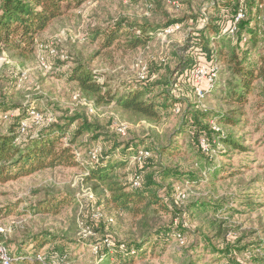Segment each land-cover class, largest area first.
Instances as JSON below:
<instances>
[{"label": "rangeland", "instance_id": "374dc122", "mask_svg": "<svg viewBox=\"0 0 264 264\" xmlns=\"http://www.w3.org/2000/svg\"><path fill=\"white\" fill-rule=\"evenodd\" d=\"M135 1L88 0L50 23L38 36L37 44L48 48H35L33 54L25 57L0 51V103L16 107L2 115L7 119H4L0 133L5 134L14 128L15 119L24 111H35L42 117L40 122L34 124L29 118L32 126L28 133L31 134L50 123L62 124L66 117L72 116L80 117L94 127V132L77 138L74 136L77 123L68 128L63 142L71 141L72 153L79 155L77 166L37 171L0 184V229L3 230L0 237L7 249H12L15 241L43 237L57 243L66 242L68 257L64 264H119L118 258L113 255L100 259V248L112 241L138 243L146 233L145 228H150L149 231L168 228L172 222L182 226V235L161 241L152 238L146 244L151 247L149 244L154 243L151 251L149 249L150 252L147 251L141 260L133 264H212L210 258L213 255L205 250L207 244L215 250L234 247L238 251L243 248L252 251L251 246L264 245L262 101L253 93L244 106L227 102L223 90L227 87V74L220 63L219 87L211 89V94L205 96L203 103L197 101L192 83L185 76L186 70L176 80L172 78L178 57L182 61L190 59L189 54L181 53L177 48L184 45L188 33L198 35L207 21L212 22L217 17L219 8L216 4L220 0H183L177 7L167 0H151L155 6L152 12L149 4ZM258 5L262 16L264 11L260 6L264 5V0ZM115 20L147 24L156 34L146 46L133 51L116 48L115 45L103 48L100 31L109 30ZM173 23H179L180 31L159 36V30ZM84 37L88 39L85 41ZM226 37L231 40L232 36ZM214 45L211 44V47ZM62 56L66 59L61 60ZM139 63L145 64L148 69L146 86L152 88L151 97L157 103L168 96L167 88L172 82V94L183 100L178 113L167 109L155 121L142 120L112 105L96 106L69 80V72L78 65H84L100 82H104L107 89L116 93L121 85L138 81ZM192 105L214 117L238 114L233 119H239V124L223 123L219 127L225 133H232L246 148L243 156L237 154L233 158L248 166L239 168L243 171L241 174L214 185L202 180L204 173L200 162L203 160L198 157L190 135L181 131L184 129L182 115L190 111L188 107ZM121 125L125 127L124 134L118 132ZM210 125L213 131L218 130L214 123ZM26 135L27 131L19 135L17 142H21ZM129 143H137L138 150L144 149L151 156L142 164H134L130 159L123 167L116 168L114 174L122 182L130 184V188L133 180L138 179L141 186L143 178L149 175L161 185V189H156L161 202L157 205L145 202L143 207L150 208L144 216L135 217L110 208L105 204V193L95 191L93 184L86 180V172L91 170V151L100 148V159L102 153H111L112 156L114 146H118L116 159L127 153ZM168 144L177 149L159 158L156 149ZM233 160L232 168L235 166ZM164 169L182 175H196L200 183L188 185L186 182L180 183L181 180L177 183L172 178L165 179L159 176ZM254 179L263 182L257 184ZM174 182L175 185L171 186ZM165 188L170 192L164 193ZM57 198L65 201L58 214L40 212V204ZM196 202L220 204L224 209L212 215L208 211L193 210L191 205ZM249 202L261 203L263 207L248 211L243 203ZM162 205H166L167 210ZM7 206H12L13 212L2 214ZM87 229L89 234L86 233ZM152 232L147 231V237H144L148 238ZM110 245L112 247L113 244ZM48 248L50 245H45L38 254L41 255ZM235 256L241 264H264V252L261 251L237 252Z\"/></svg>", "mask_w": 264, "mask_h": 264}, {"label": "trees", "instance_id": "16d2710c", "mask_svg": "<svg viewBox=\"0 0 264 264\" xmlns=\"http://www.w3.org/2000/svg\"><path fill=\"white\" fill-rule=\"evenodd\" d=\"M87 1L0 0V51L10 52L18 57L33 54L38 36L45 31L50 23ZM261 1L220 0L216 4L219 8L217 17L212 19V22L209 21L210 23L207 21L203 25L202 31L198 32V35L188 33L184 45L182 44V47L177 48V51L189 54L190 59L182 61L181 57H178L179 60L172 78L176 80L185 70L187 72L193 68L198 62L199 56L204 57L207 61L213 60L220 63L225 69L227 87L225 86L226 88L223 90L227 102H235L241 107L246 105L249 95L256 93V97L264 105V27H262L260 12L257 9ZM137 3L149 4L151 12L155 8L151 0H137ZM238 13L243 14V18L236 23V31L230 38L231 41L222 34V31L227 28V25ZM174 24L179 25V23L171 25ZM100 32L103 35V48H110L115 45L116 48L128 51L146 46L156 34V32H151L147 24L121 20L112 21L109 30ZM234 38L235 41H233ZM87 39V37H84L85 41ZM211 44L215 45L211 47ZM69 80L74 82L79 91L96 106L112 105L123 113L149 122L157 120L162 111L167 109L174 111V108L177 107L179 112V108L182 107L183 103L182 99H177L172 94L171 81L169 87H166L168 96L157 103L151 97L152 88L146 86L147 80L136 81L131 85H121L114 93L107 89L104 82H100L97 76L91 74L84 65L74 67L69 72ZM211 92L208 93L211 94ZM15 108L14 105L0 103V129L4 122L2 115ZM188 108H191L190 111L184 112L182 115L184 129H181V131L190 135L192 144L196 147L195 151L199 155L198 157L203 160L200 162L204 173L202 180L214 185L217 182L229 180L241 174L243 171L239 168H247L248 166L243 165L238 159L233 160V158L237 154L243 156L242 154H245L246 148L242 145V141L236 139L232 133H225L219 127L223 123L225 125L239 124V119H233L238 114L233 117H226L227 115L214 117L198 110L195 105ZM29 118V113L22 112L15 119L14 128H10V131L5 134L0 133V184L29 176L37 171L77 166L78 163L72 153L71 141L66 144L63 142L68 128L74 122L77 123L74 132L76 138L94 132V127L86 123L84 119L72 116L66 117L62 124L61 122L50 123L36 133L31 134L29 132V134L28 130L34 124H31ZM23 123L27 124L25 130L27 135L21 142H17L20 135L19 128ZM212 123L218 130L213 131L211 129L210 124ZM201 142L207 145L206 150L200 147ZM138 147L137 143H129L126 146L125 152L127 153L119 155V158L116 159L114 157L118 146H114L112 156L111 153H102L97 165L88 171V177L86 178L87 181L93 184L95 191L101 190L100 192L105 193V204L107 206L135 217L146 215L145 213H147L150 206L143 207L145 202L157 205L162 200L159 193L156 192V189H161V185L154 181L155 177L152 175L143 178L140 188L133 189L130 188V184L122 182L120 177L114 174L116 168L123 167L136 154ZM174 149L177 148L171 144L159 147L156 149L157 156L159 158L165 157L173 153ZM179 151L180 149L177 150V152ZM211 152L214 154L212 155ZM231 154L233 155L232 158H230ZM232 160L235 163L234 168H232ZM159 176H164L165 179L172 178L176 182L178 181L177 183L181 180L180 183L186 182L188 185L200 183L199 177L196 175H182L172 170L164 169ZM253 181L257 184L263 182L259 179ZM176 182L170 185L174 186ZM262 184L264 186V183ZM165 190L164 193L170 192V190L168 192V188H165ZM64 203V200L53 199L51 202L40 204L39 208L42 209L40 212L58 214ZM243 204L248 208V211H256L263 207L261 203L249 202ZM11 208L12 206L5 207L2 214L12 213L13 209ZM162 208L167 210L166 205H162ZM191 208L196 211H208L212 215L219 214L224 209L220 207V204H202L199 202L191 205ZM145 229L144 232L146 233L142 235V239L138 243L112 241V247L104 245L100 248L98 256L103 260L113 255L118 258L119 264H133L141 260L149 249L151 251L154 243L149 244L152 245L151 247H147L146 244L153 240L152 238L155 241H161L182 235V226L175 222L170 223L168 228L151 229L153 232L148 238H145L147 237L145 235L148 234L147 231L150 232L151 230L149 231L150 228ZM1 239L2 237H0V244L4 246L5 244ZM262 244L251 246L252 251L264 252V245ZM45 245H50V248L46 249L41 255L38 254L39 250ZM66 246L65 241L57 243L50 239L36 237L28 241L13 242V248L10 250L6 246L3 248L10 259V264H56L63 257L67 259ZM205 246L206 252L213 255L210 258L212 264H219L222 261L225 264H241L235 259L236 253L252 252L248 248H243L242 251H238L234 247L215 250L209 244ZM254 261H260V259H254ZM0 264H2L1 260Z\"/></svg>", "mask_w": 264, "mask_h": 264}, {"label": "built area", "instance_id": "2783aa9c", "mask_svg": "<svg viewBox=\"0 0 264 264\" xmlns=\"http://www.w3.org/2000/svg\"><path fill=\"white\" fill-rule=\"evenodd\" d=\"M169 4L173 5V6H178L183 0H167ZM261 9L264 11V5L260 6ZM243 18V14L238 13L233 20L229 23V25L227 26L226 29H224L222 31L223 35L226 36H233L235 31H236V23L241 20ZM261 23H262V27H264V12L261 16ZM178 31H180V26L178 24H174V25H170L168 27H166L165 29H163L162 31H160L161 33L159 34V36L164 37V36H169L172 35L174 33H177ZM78 40V39H77ZM79 41H82V39H80ZM36 49H46L48 48V46H43L41 44H37L35 46ZM66 57L62 56L61 60H65ZM198 62L193 66V68H191L189 71H187L185 73V76L188 77L189 81L192 83L193 86V93L197 99V101L199 103H203L205 96L208 92H210L211 89L215 88L217 86V81L219 78V70H220V66L218 64V62H214V61H207L204 57H198ZM137 80L138 81H144L147 78V73H148V69L146 67V65L144 64H138L137 65ZM174 113H178V108L175 107L174 108ZM29 115L32 119L33 123H38L41 121V115L35 111H31L29 112ZM3 119H7V116H4ZM27 128L26 124H22L19 128V134L23 135L25 133V130ZM124 129L125 127L123 125H121L118 128V132L121 134H124ZM203 142L200 143V146L202 149H207V145H205ZM100 151L101 149H95L93 151H91L89 153L90 155V164H91V169L94 168V166L97 165L98 161L100 160ZM150 153L144 149H140L137 150L136 154L132 156L131 158V162L134 164H142L144 163L146 160H148L150 158ZM73 157L74 159L79 162V155L74 152L73 153ZM86 174L88 175V172H86ZM140 187V182L138 179H135L132 181L131 183V188L133 189H138ZM90 199H92V195H90ZM0 232H3L2 229H0ZM87 234H89V231L87 229ZM107 243L105 244L106 247H111L108 246ZM97 248V247H96ZM98 249V248H97ZM96 250V249H95ZM0 260L2 262V264H10V259L8 258L5 249L2 247V245L0 244ZM65 261V257H63L60 262L56 263V264H64Z\"/></svg>", "mask_w": 264, "mask_h": 264}, {"label": "crops", "instance_id": "0c3cea01", "mask_svg": "<svg viewBox=\"0 0 264 264\" xmlns=\"http://www.w3.org/2000/svg\"><path fill=\"white\" fill-rule=\"evenodd\" d=\"M213 61V60H212ZM215 62V61H214ZM216 87H219V86H216Z\"/></svg>", "mask_w": 264, "mask_h": 264}]
</instances>
